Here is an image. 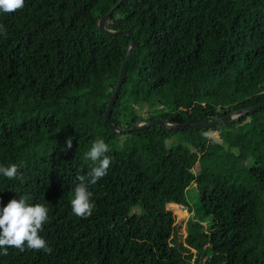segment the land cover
I'll return each mask as SVG.
<instances>
[{"label": "trees", "instance_id": "1", "mask_svg": "<svg viewBox=\"0 0 264 264\" xmlns=\"http://www.w3.org/2000/svg\"><path fill=\"white\" fill-rule=\"evenodd\" d=\"M118 1L25 0L0 13V166H18L16 179L0 173V207L23 195L44 204L51 249L8 248L0 264H264V108L206 130L117 134L103 117L132 40L116 126L207 123L264 103V0H123L107 28L131 35L100 33ZM98 139L110 168L89 185L92 215L78 217L70 200ZM191 186L198 210L176 240L164 206H187Z\"/></svg>", "mask_w": 264, "mask_h": 264}, {"label": "clouds", "instance_id": "2", "mask_svg": "<svg viewBox=\"0 0 264 264\" xmlns=\"http://www.w3.org/2000/svg\"><path fill=\"white\" fill-rule=\"evenodd\" d=\"M24 6L25 0H0V13H13L22 10ZM0 35H6L3 25H0ZM66 145L69 149L72 147L70 138L66 140ZM108 152L109 147L103 139L93 141L90 150L85 152L84 158L90 160L92 164L86 176L77 177L79 183L70 200L74 215L78 217L92 215L93 194L88 188L107 175L111 164V158L106 154ZM0 173L8 179H16L18 166L15 163L7 167L0 166ZM29 200V196L23 195L18 199H11L5 206L0 207V255H8V248H15L21 252L25 247L30 250L51 251L46 241L39 235L43 225L48 221V208L41 203H29ZM168 204L172 203L167 202L166 205Z\"/></svg>", "mask_w": 264, "mask_h": 264}, {"label": "water", "instance_id": "3", "mask_svg": "<svg viewBox=\"0 0 264 264\" xmlns=\"http://www.w3.org/2000/svg\"><path fill=\"white\" fill-rule=\"evenodd\" d=\"M122 2H123V0H119L115 4V6H113L105 15H102L98 18L97 29L100 33L110 35V36H115V35H119V34H123L125 36L131 35L129 31H122L121 32V31L110 30L107 28V23H108L110 17L114 14L115 10L121 5ZM134 47H135V42L132 40V41H130L129 45L126 48L125 59H124L123 64H122L117 83H116L114 91H113V93H112V95L108 101V104L106 106V111H105L104 116H103L104 121L108 124L109 129L111 131H113L114 133L122 134V133L134 132V131L142 130L148 126H158V127H162V128L168 129V130H177V131L187 130V129L206 130V129L212 128L216 124H224V123L237 121L249 113H252V112L257 111L258 109L264 108V103H260V104L254 105V106L247 108V109H240V110L233 111L226 116H223L221 118L215 119V120L207 122V123H193V124L181 123L180 124V123H175V122H171V121L163 120V119H156V120L139 119L134 124V126L129 128V129H123L122 127L116 126L109 121L110 120V114H111V110L114 106V103L116 102V100L118 98L120 88H121V86L125 80L128 57H129L131 51L134 49ZM183 220L184 219H180L177 223L176 240H178L180 227L184 223Z\"/></svg>", "mask_w": 264, "mask_h": 264}, {"label": "rangeland", "instance_id": "4", "mask_svg": "<svg viewBox=\"0 0 264 264\" xmlns=\"http://www.w3.org/2000/svg\"><path fill=\"white\" fill-rule=\"evenodd\" d=\"M211 71H213V70H211ZM211 73V72H210ZM209 73V74H210ZM208 74V75H209ZM207 75V73H205V74H202L201 76H200V78H202V79H205V80H207L206 79V77L208 76ZM211 136L213 135V133H211L210 134ZM194 172L195 173H199L200 172V168H199V166L197 165V166H195V168H194ZM200 200V195L197 193V191H196V189H195V186H191V187H189L188 189H187V191L185 192V203H186V205L187 206H185V208H182L181 210L183 211V212H185L186 213V215H185V217L183 218L184 220V223H183V225L180 227V232L183 234V235H185V223H186V221H188V219L191 217V214L193 213V212H195V210H198V201ZM170 203H172V202H170ZM175 203H172V205H174ZM165 207V211H169V208H168V206L167 205H165L164 206ZM167 207V208H166ZM188 209H190V213L188 212ZM170 210L172 211V214L175 216V218H176V225H177V223H178V221L181 219L180 218V216L176 213V210L175 209H173L172 207L170 208Z\"/></svg>", "mask_w": 264, "mask_h": 264}, {"label": "built area", "instance_id": "5", "mask_svg": "<svg viewBox=\"0 0 264 264\" xmlns=\"http://www.w3.org/2000/svg\"><path fill=\"white\" fill-rule=\"evenodd\" d=\"M167 206H168V208H169V211L172 212V211L170 210L171 207H170L169 205H167ZM173 206L176 207L175 210H177V211H182L181 209H182V208H185L184 205H182V204H178V203H175ZM174 207H172V208L174 209Z\"/></svg>", "mask_w": 264, "mask_h": 264}]
</instances>
